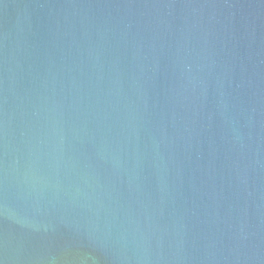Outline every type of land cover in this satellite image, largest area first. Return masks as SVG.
<instances>
[{"label": "water", "instance_id": "water-1", "mask_svg": "<svg viewBox=\"0 0 264 264\" xmlns=\"http://www.w3.org/2000/svg\"><path fill=\"white\" fill-rule=\"evenodd\" d=\"M0 264H264V0H0Z\"/></svg>", "mask_w": 264, "mask_h": 264}]
</instances>
